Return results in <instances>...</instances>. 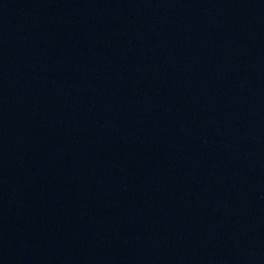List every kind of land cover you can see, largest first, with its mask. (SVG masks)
Here are the masks:
<instances>
[{"label":"water","instance_id":"obj_1","mask_svg":"<svg viewBox=\"0 0 264 264\" xmlns=\"http://www.w3.org/2000/svg\"><path fill=\"white\" fill-rule=\"evenodd\" d=\"M0 264H264V0H0Z\"/></svg>","mask_w":264,"mask_h":264}]
</instances>
